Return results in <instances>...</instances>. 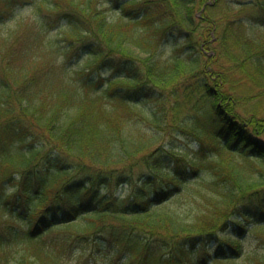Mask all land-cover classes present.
Listing matches in <instances>:
<instances>
[{
	"label": "trees",
	"instance_id": "16d2710c",
	"mask_svg": "<svg viewBox=\"0 0 264 264\" xmlns=\"http://www.w3.org/2000/svg\"><path fill=\"white\" fill-rule=\"evenodd\" d=\"M253 24L264 0H40L3 35L0 264H264Z\"/></svg>",
	"mask_w": 264,
	"mask_h": 264
},
{
	"label": "rangeland",
	"instance_id": "374dc122",
	"mask_svg": "<svg viewBox=\"0 0 264 264\" xmlns=\"http://www.w3.org/2000/svg\"><path fill=\"white\" fill-rule=\"evenodd\" d=\"M40 5V0H25L24 2L18 3L15 5L12 15L8 17L7 19L3 20L0 22V38L7 34L12 28H14L20 21H27L31 20L36 16V13L39 9ZM252 25V23L250 24ZM59 26L54 27L51 30V36H56L57 33L59 32ZM249 31L251 34L254 36H264V25L260 24H253V26L249 27ZM88 62V59L86 56H82L79 59L73 61V66L75 67H84ZM148 110H153L154 105L152 102H147L145 105ZM132 190V188H128L127 186L122 188V193H129ZM120 192V190L118 191ZM249 226L252 227L253 223H249ZM251 236V235H249ZM49 237V238H48ZM51 235L47 236V238L50 240ZM245 246L247 248H252L257 244V241L255 238L252 236L247 238L245 240ZM19 245H22V243H19ZM73 250V249H72ZM79 249H74L70 256H67V263L68 264H123L126 258L125 254L119 253L113 249L106 248L104 252L95 257V256H90L88 257L87 255L84 257L79 256ZM218 264H221L219 262Z\"/></svg>",
	"mask_w": 264,
	"mask_h": 264
},
{
	"label": "bare ground",
	"instance_id": "6f19581e",
	"mask_svg": "<svg viewBox=\"0 0 264 264\" xmlns=\"http://www.w3.org/2000/svg\"><path fill=\"white\" fill-rule=\"evenodd\" d=\"M210 3H213V2H212V1H209V2H208V4H210ZM190 144H191V145H193V146H194V145H196V143H195V142H192V143H190ZM126 186L128 187V185H125L124 187H126ZM124 187H118V188H117V189H115V190H117V191H119V190H120V192L122 193V191H121V190H122V188H124ZM127 194H128V193H127ZM250 235H251V234H250ZM251 236H252V235H251ZM252 237H253V236H252Z\"/></svg>",
	"mask_w": 264,
	"mask_h": 264
}]
</instances>
